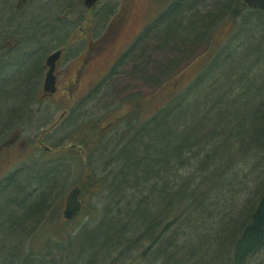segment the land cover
<instances>
[{
	"label": "trees",
	"instance_id": "trees-1",
	"mask_svg": "<svg viewBox=\"0 0 264 264\" xmlns=\"http://www.w3.org/2000/svg\"><path fill=\"white\" fill-rule=\"evenodd\" d=\"M190 2L172 0L147 31L156 26L160 29L163 24V35L175 32L179 39L191 40L196 39L197 34L206 36L211 27L212 33L215 23L228 18L241 20L238 38L244 35L248 39L240 51L232 47L233 39L220 43L208 59L205 70L198 73L184 96L160 115L134 124L133 130L111 153V162L117 164V168L97 176L96 170L85 167L82 162L80 173L83 179L79 183L83 193L104 190L108 197L114 196L115 199L111 204L110 213H113L107 216L114 221L110 243L105 247L98 246L88 264H96V258L100 262L111 249L126 251L143 238H153L154 243L177 225L176 213L181 210L188 215L187 235L191 239L183 243L173 242L172 249H165L163 253L167 251L170 255V251H176V259L182 252H187L186 257L192 260L191 264H195L196 259L211 261L212 264L224 263L231 245L228 241L232 243L241 235L264 192V12L250 8L243 0H217L214 13L208 15V12L202 14L203 10L192 9ZM11 9L8 17H0V22L13 21ZM47 14L52 15L51 12ZM204 14L208 17L204 18ZM199 19H206L203 26H199ZM184 22L188 26L183 25ZM28 30L33 31L31 28ZM25 31L26 34L17 33L20 47L10 50L4 41L7 35L10 38L12 35L0 31V75L13 67L15 70L17 66L16 75L0 79V108L4 112L0 115V138L14 126L11 122L16 117L15 108L21 106L27 110L39 79L40 59L45 49L39 56L35 53L43 47L44 41L51 38V34L45 32L38 41L32 39L34 43L31 46H25V40L31 38ZM248 48L255 49L249 51ZM209 52L207 49L197 56L206 58ZM28 68L36 69L38 76L32 75L31 79L26 73ZM20 92L23 100L8 97ZM4 114L7 116L3 118ZM97 129V122L92 123L85 131L90 135L84 132L77 137L75 135L74 142L91 152L96 151L102 142L95 141L100 134ZM55 170L50 168L49 173L44 169L37 171L32 181L34 186H30L21 202L18 192L13 197L16 199H11L17 200L19 207L8 212L6 216L10 219L0 220V264L13 263V259L21 256L17 241L21 235L16 234L13 238L8 231L19 229L24 218L36 215L29 223L34 225L46 207H51L49 212L52 211L48 188L51 190L53 180L50 176L55 175L52 173ZM15 177L16 173L10 174L0 185L11 183ZM250 180L257 181L255 188L259 189L244 201V195L248 191L251 194ZM46 181L51 182L48 184ZM241 201V209L236 211L239 215L232 216L233 210L238 209L237 202ZM193 228L202 230L204 237L200 236L198 242L195 240L199 234L192 232ZM262 247L264 242L255 252ZM45 250L44 244L40 248L32 247V252L23 258V264L35 254L44 255ZM196 250L200 251L195 254L198 258L191 257ZM79 260L75 261L70 256L69 263L84 264L83 259ZM15 264H19L18 261Z\"/></svg>",
	"mask_w": 264,
	"mask_h": 264
},
{
	"label": "rangeland",
	"instance_id": "rangeland-1",
	"mask_svg": "<svg viewBox=\"0 0 264 264\" xmlns=\"http://www.w3.org/2000/svg\"><path fill=\"white\" fill-rule=\"evenodd\" d=\"M215 1L217 0H191V3L189 0L192 9L203 10L202 14L208 12V15L214 13L213 10L216 9ZM17 2L18 0H0V17H8L7 13L11 8L13 14L12 22H0V31H6L12 35V40H9L8 35L5 37L7 39L4 41V45H8V50L17 48L20 45V37L17 35L19 31L26 34L25 30H27L31 35V38L25 40V46H31L34 43L32 39L38 41L39 38L45 35V32L50 33V41L46 37L48 41H44L46 43L43 44V47L41 46L42 48L35 55L39 56L40 51L45 49L44 52H46L42 60L45 62L46 57L51 52L61 46L65 47L67 54L64 61L66 63H63L61 69L68 71L67 76L70 77L73 76L75 67L79 63L78 54L89 49L87 43L81 44L80 41H77L82 37V34L86 33L88 40L92 38L96 41L107 27H118L119 23L123 22L121 21L122 18L127 23L119 35L123 42L121 49L128 48L127 53L122 58L124 61L120 62L118 68L114 69L113 75L109 76L108 86L93 90L92 94L89 93L91 95H88L91 99H86L82 104V107L85 105V109L95 107V113H91V116H88V114L79 116L80 113L75 109L77 105L75 99L76 102L79 100L77 89L73 86L72 93H70L65 83H59L58 92L41 99V104L33 101L31 106H28L33 109L39 107L37 113L35 111L33 113L26 112L28 109L25 110L21 106L16 107L14 110L16 117L12 119L13 121L17 120L15 122L19 121L16 123V129L21 128L24 139L31 140L33 134H36L38 130L41 132L43 129L49 128V133L43 141L44 145L54 148H57L54 144L60 145V147L70 145L75 140V135L77 137L81 133H85V131H88L86 128L97 122V130L100 131V134L95 141L102 139V142L96 151L91 152L92 156L84 161L76 150L63 151L57 149L49 153H46L45 150L41 152L42 148L36 143L34 145L38 148L37 157H34L33 154L28 157L30 150L25 149L21 152V157L17 159V162H20L0 168V183L4 181L2 179L4 176L7 178L6 176H9L11 172L16 173V177L11 183L0 185V220L10 219L6 216L8 212L13 209L18 210V201L11 200L16 199L13 198L16 196V192L21 196L19 198L21 202L30 186H34L32 182L36 174L34 170L41 168L40 164H34L33 166L36 168H33L34 170L29 169L35 159L40 160L41 156H45L49 161L46 167L56 168L53 172L55 175L50 176L53 180L50 184L51 190L48 188V202L49 205L53 204L52 211L49 212L51 207L46 209L49 213L48 216L43 218L44 221L39 220L38 216L36 223L32 226L29 223H31L32 218L35 219L37 216L24 218L22 227L17 228L18 233L16 232L17 229L8 231L13 238L16 234L21 235L17 239L19 241L18 245L21 247L18 254L21 256L13 259L14 262L10 264H15L17 261L19 264H23V258L32 252V247L40 248L43 244L46 246V250L43 252L44 255L35 254V257L26 260L25 264H70V256L75 261L81 258L84 264H88L92 252L98 246L105 247L110 243L114 221L107 216L113 213H110V211L113 207L111 204L115 199L114 196L108 197L104 190L100 193L86 191L83 193L85 200L83 211L75 220L65 221L62 215L63 201L69 189L83 179L80 173L82 172V162L86 164L85 167L96 170L97 176L105 174L106 170L117 168L115 167L117 164L111 162V153L133 130L134 124L147 119L151 120L160 115L163 110L184 96L195 82L198 73L205 70L209 63L208 59L214 55L220 43L233 39L232 47L240 51L245 46L243 43H246L248 38L244 35L238 38L241 30L239 28L241 20L228 18L215 23V29L210 33L212 31L211 27L208 30L210 34L206 37L203 35L199 37V34H197L196 39L191 40L179 39L175 32L174 35H163L165 27L163 24L160 29L156 26L154 29L147 31L161 12L171 5L172 0H101L96 5V15L87 11L88 8L85 6L84 0H28L21 10L15 9ZM65 2L67 3L64 4ZM128 5L130 6L129 13L126 14L125 9ZM14 10L17 12L14 13ZM47 12H51V17ZM203 17L207 18L208 16L206 17L204 14ZM205 20L199 19L201 22L199 26H203ZM29 22L36 23V25L29 24ZM183 25L188 26L185 22ZM30 28L33 31L28 30ZM141 32L143 37L136 42L137 35ZM126 43L128 44L126 45ZM212 45L213 47L206 58L197 56L205 48ZM253 49L255 48H248L249 51ZM116 57V54L112 53L110 60L114 61ZM13 68L10 71L5 70L0 75V79L16 75L17 66L15 65V70ZM30 68L26 72L29 77L31 76V79L32 75L37 77V70ZM19 77L20 75L15 79L17 80ZM16 87H18V83ZM37 91L38 89L35 88L32 97ZM86 91L85 89L84 92ZM21 95L20 92V94L8 97L15 96L23 100L24 98H20ZM85 109L82 108V112ZM64 111H67L65 119L62 123L56 125L55 121ZM3 113L0 108V115ZM5 116L7 115L4 114L3 118ZM103 116L106 117L104 121L102 120ZM43 122H46L44 126H40V123ZM105 126H109V128L106 130L105 136L100 137L101 130ZM10 130H14V126ZM98 131L91 133V135L94 136ZM85 134L90 135V133ZM46 182L49 184L51 181ZM256 182L248 181L251 194L248 191L244 195V201L259 189L257 186L255 188ZM242 202H237V205L239 204L238 209L233 210L232 216L239 215V212L236 211L241 209ZM246 203L249 206V200ZM176 218L177 225L175 224L172 229L167 230L154 243L153 238L151 240L143 238L140 243H135L130 249L126 248V251L121 252V249H111L106 257H101L100 262L96 258V264H191L192 260L186 257L187 252L180 251L182 253L176 259H174L176 251H170V255L167 251L163 253L165 249H172L173 242L183 243V241L191 239L190 235H187L188 215L182 213L181 210L176 213ZM7 222L8 224L11 223ZM3 224L7 225L5 222ZM28 225L30 228H28ZM192 232L199 234L195 240L197 242L201 240L200 236L204 237L202 230L199 228H193ZM50 237L52 240L47 241ZM169 237H171L172 242H169ZM236 240L234 239L232 243L228 241V245H231L227 255L225 254L224 260L226 262L220 264L234 263ZM198 253H200L198 250L192 252L191 257L198 258L196 256ZM196 260L195 264H212L211 261ZM245 264H264V247L249 256Z\"/></svg>",
	"mask_w": 264,
	"mask_h": 264
},
{
	"label": "flooded vegetation",
	"instance_id": "flooded-vegetation-1",
	"mask_svg": "<svg viewBox=\"0 0 264 264\" xmlns=\"http://www.w3.org/2000/svg\"><path fill=\"white\" fill-rule=\"evenodd\" d=\"M97 4L98 3H96V5ZM96 5H94L92 8H89L87 11L96 15V12H95ZM129 7L130 6L128 5L127 8L125 9L126 14L129 13ZM121 21L126 23V21L123 18ZM123 22H120L119 26L115 28L107 27L103 31V34L99 38L96 39V41H94V39L92 38L88 40L86 33L82 34V37L77 39V41H80L81 44L87 43L88 45L87 48L89 49L88 50L86 49L85 52H80L78 54L77 59L79 60V63L78 65H76L74 74L72 77L67 76L68 71L62 70L63 68L61 69L63 63H66V61L64 60L66 59L67 50L63 46L59 47V48H62L63 52H62V57L55 71L56 78H57V87L59 89V86H60L59 83H65L66 88H68L69 92L72 93V88L73 86H75L74 88L77 89V94L79 96L78 102H76L77 100L75 99V103H77V105L75 106V109L77 110L78 113H80L78 114L79 116L82 114H88V116H91V113L96 112L95 107L85 109L84 108L85 105L82 107V104L84 103L86 99H91L90 97H88V95H91L93 90L108 86L109 76H112L114 69L118 68V64L124 61L122 60V58L127 53L128 48L127 49L125 48L126 50L121 49V46H123V42L119 36L122 33V29L127 25V23L124 24ZM141 37H143L142 32L137 35V39L135 41L137 42L139 38ZM9 40H12V39L9 38ZM127 44L128 43H126V45ZM112 53L116 54L117 56L114 59V61L110 60V56ZM46 59H45V62H43L42 67L40 68L39 80L37 81V84L35 87L38 89V91L33 97L30 98L28 102V106H31V103L33 101L41 104L42 103L41 99H45L47 96L52 95L49 92L44 91V83H45V78H46L47 70H48V67L46 66ZM84 80H86V82H84ZM85 89L87 90L86 92H84ZM82 108L85 109L84 112H82ZM27 109L31 111L32 113L33 111L37 113V110L39 109V107H37L36 109L27 107ZM66 113L67 111H64L59 116V118H57V120L55 121L56 125H58L59 123H62V121L66 117ZM104 118L106 119V117L103 116L102 118L103 121H104ZM45 123L44 122L40 123V125L44 126ZM107 128L108 126H105L103 131L107 130ZM15 129H16V125H14V130H9L3 136L2 139L0 138V168L4 167L5 165L14 164L15 162L16 163L20 162V161L17 162V159L21 157L20 154L25 149L30 150L28 152V157L32 156V154L34 157H37L36 153L38 151V148L34 145L36 143H38L39 147L42 148L41 152H43V150H45V152H48V150H53L52 147L44 145L43 139L47 136L46 135L47 133H42L43 132L42 131L39 134V136H37V134L40 131L38 130L36 134H33L34 136L33 138H31V140H27L23 138L22 133H20L19 131H16ZM10 138L13 139L11 143H9L8 145H3V144L1 145V143L9 140ZM36 139L38 141H35ZM80 149L81 148H79V151ZM82 153L85 154L84 149L82 150ZM34 163L41 164V166L42 165L45 166V164H48V160L47 158H45V156L44 157L41 156L40 160L34 161ZM4 178L5 176L2 179ZM63 204L65 205V202H63ZM46 209H48V207H46ZM46 209L44 212L47 213ZM42 220L43 219H41V221Z\"/></svg>",
	"mask_w": 264,
	"mask_h": 264
},
{
	"label": "water",
	"instance_id": "water-1",
	"mask_svg": "<svg viewBox=\"0 0 264 264\" xmlns=\"http://www.w3.org/2000/svg\"><path fill=\"white\" fill-rule=\"evenodd\" d=\"M26 0H20L21 6ZM88 7H92L98 0H84ZM250 7L264 10V0H244ZM61 56V50L51 54L48 58L50 70L45 82V90L56 91V79L54 70L56 62ZM81 189L79 186L72 188L67 196L64 216L73 218L82 208L79 198ZM264 240V193L259 199L254 211L251 214L250 222L244 228L241 236L235 245L234 264H243L245 257L252 252Z\"/></svg>",
	"mask_w": 264,
	"mask_h": 264
},
{
	"label": "bare ground",
	"instance_id": "bare-ground-1",
	"mask_svg": "<svg viewBox=\"0 0 264 264\" xmlns=\"http://www.w3.org/2000/svg\"><path fill=\"white\" fill-rule=\"evenodd\" d=\"M20 4V0H18V2H17V4L15 5V9H17V10H21V9H19L20 8V6H18ZM207 35H209V33H207ZM206 35V36H207ZM205 36V37H206ZM238 37V36H237ZM212 47H213V45L212 46H208V48H205V50L204 51H202L201 53H199V54H203L205 51L207 52V49H209V51H210V49H212ZM46 52V51H45ZM45 52H44V54H45ZM44 54H43V56L41 57V59H40V65L42 64V60H43V57H44ZM39 75H40V73H39ZM32 97V96H31ZM1 103V102H0ZM31 112V111H30ZM15 121H17V120H15ZM15 121H12L11 122V124L12 125H16V123H18V122H15ZM33 124V123H32ZM35 163H32V165H31V167H29V169H32V170H34L33 168H36V167H34L33 165H34ZM41 168L39 169V170H34L35 172H37V171H41L42 169H44V170H46L45 171V173H49V169L50 168H47L46 166H40ZM51 173V172H50ZM53 173V172H52ZM76 186H79L80 187V189H83V187L81 186V184L80 183H78ZM46 216V212H42V214H41V216H40V218H39V220H41V219H43L44 217ZM30 259H31V257H30Z\"/></svg>",
	"mask_w": 264,
	"mask_h": 264
}]
</instances>
